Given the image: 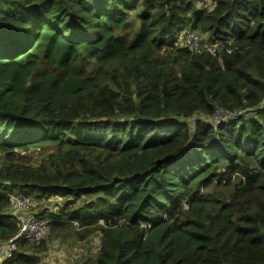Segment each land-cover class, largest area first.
<instances>
[{
    "label": "trees",
    "instance_id": "16d2710c",
    "mask_svg": "<svg viewBox=\"0 0 264 264\" xmlns=\"http://www.w3.org/2000/svg\"><path fill=\"white\" fill-rule=\"evenodd\" d=\"M12 195L0 264H264V0H0V244Z\"/></svg>",
    "mask_w": 264,
    "mask_h": 264
},
{
    "label": "built area",
    "instance_id": "2783aa9c",
    "mask_svg": "<svg viewBox=\"0 0 264 264\" xmlns=\"http://www.w3.org/2000/svg\"><path fill=\"white\" fill-rule=\"evenodd\" d=\"M185 49L198 53L205 49L209 54L215 55V46L205 45L200 42L196 33H188L180 40ZM245 114V111L225 113L217 109L214 116V123L222 124L238 120ZM11 213L17 219L18 233L11 239L0 244V261L10 258L22 243L38 244L41 239L48 233L50 228L49 220L41 216V219L35 221L36 215L32 212L33 203L27 196H10Z\"/></svg>",
    "mask_w": 264,
    "mask_h": 264
},
{
    "label": "rangeland",
    "instance_id": "374dc122",
    "mask_svg": "<svg viewBox=\"0 0 264 264\" xmlns=\"http://www.w3.org/2000/svg\"><path fill=\"white\" fill-rule=\"evenodd\" d=\"M181 39H183V36L182 35H180L179 36V40H181ZM47 209H49V207H50V209H51V203H49L47 206ZM37 211V210H36ZM53 244H54V241H53ZM69 244V243H68ZM21 245V244H20ZM19 245V246H20ZM62 251H63V249L61 248V247H56V246H53L52 248H51V251H50V254H49V256H48V261H51L52 262V264H54V261L58 258V256L59 255H61L62 254ZM74 261H79L80 260V256H77V255H74ZM1 262V261H0Z\"/></svg>",
    "mask_w": 264,
    "mask_h": 264
},
{
    "label": "bare ground",
    "instance_id": "6f19581e",
    "mask_svg": "<svg viewBox=\"0 0 264 264\" xmlns=\"http://www.w3.org/2000/svg\"><path fill=\"white\" fill-rule=\"evenodd\" d=\"M40 219H41V217H35V218H34L35 221H38V220H40Z\"/></svg>",
    "mask_w": 264,
    "mask_h": 264
},
{
    "label": "clouds",
    "instance_id": "9594fccd",
    "mask_svg": "<svg viewBox=\"0 0 264 264\" xmlns=\"http://www.w3.org/2000/svg\"><path fill=\"white\" fill-rule=\"evenodd\" d=\"M12 196H18V195H12ZM10 198V197H9ZM10 214L12 215V213H11V211H10ZM30 214H32L33 215V213L31 212ZM13 216V215H12ZM13 218H14V216H13Z\"/></svg>",
    "mask_w": 264,
    "mask_h": 264
},
{
    "label": "crops",
    "instance_id": "0c3cea01",
    "mask_svg": "<svg viewBox=\"0 0 264 264\" xmlns=\"http://www.w3.org/2000/svg\"><path fill=\"white\" fill-rule=\"evenodd\" d=\"M35 213H37V211L35 210Z\"/></svg>",
    "mask_w": 264,
    "mask_h": 264
}]
</instances>
